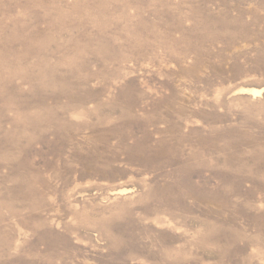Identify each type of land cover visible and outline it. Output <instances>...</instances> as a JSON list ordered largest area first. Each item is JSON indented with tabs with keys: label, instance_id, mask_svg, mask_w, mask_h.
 Returning <instances> with one entry per match:
<instances>
[{
	"label": "rangeland",
	"instance_id": "rangeland-1",
	"mask_svg": "<svg viewBox=\"0 0 264 264\" xmlns=\"http://www.w3.org/2000/svg\"><path fill=\"white\" fill-rule=\"evenodd\" d=\"M262 182L264 0H0V264H264Z\"/></svg>",
	"mask_w": 264,
	"mask_h": 264
},
{
	"label": "bare ground",
	"instance_id": "bare-ground-1",
	"mask_svg": "<svg viewBox=\"0 0 264 264\" xmlns=\"http://www.w3.org/2000/svg\"><path fill=\"white\" fill-rule=\"evenodd\" d=\"M226 12H227V11H226ZM226 12H225V13H226ZM241 12H242V13H240V14L242 15L241 17H242V19H243V15H244V14H243V11H241ZM244 13H245V12H244ZM223 14H224V13H223ZM240 14H239V15H240ZM237 17H239V16H237ZM225 18H226V17H225ZM237 19H238V18H237ZM239 20H240V19H239ZM239 20H238V21H239ZM239 22H241V21H239ZM242 22H243V21H242ZM80 85H81V84H80ZM251 93H253L254 97L256 98V97H260V96L262 95L263 92H262V90H259V91H252ZM56 127H57V126H56ZM93 127H94V126L92 125V129H93ZM96 129H98V128H96ZM105 130H106V129H105ZM75 156H76V155H75ZM255 157H256V156H255ZM79 158H80V157H79ZM256 158H257V157H256ZM256 160H257V159H256ZM256 160L254 159V161H256ZM259 160H260V158H259ZM93 162H94V160H93ZM256 162H257V161H256ZM259 162H260V161H259ZM257 163H258V162H257ZM256 165H257V164H256ZM261 165H262V164H260V166H261ZM254 166H255V165H254ZM258 166H259V165H258ZM262 166H263V165H262ZM96 168H97V167H95V169H96ZM84 169H86V168L84 167ZM87 169H88V168H87ZM81 170H82V169H81ZM89 171H90V169H89ZM94 171H97V170H94ZM94 171H93V172H94ZM240 172H241V171H240ZM86 173H87V172H86ZM260 181H261V180H260ZM257 182H258V181H257ZM258 183H259V182H258ZM262 183H264V182H262ZM256 185H257V184H256ZM262 185H264V184H262ZM262 185H261V186H262ZM261 186H260V187H261ZM260 187H259V188H260ZM196 189H197V188H196ZM262 190H263V188H262ZM126 191H127V190H122L121 193H123V195H124V194H127ZM238 192H239V191H238ZM238 192H237V193H238ZM241 192H242V191H241ZM248 192H249V191H248ZM251 192H253V191L251 190ZM199 193L201 194V192H199ZM249 193H250V192H249ZM190 194H191V193H190ZM227 194H228V193H227ZM195 195H196V194H195ZM197 195H198V191H197ZM197 195H196V196H197ZM232 195H233V194H232ZM247 195H248V194H247ZM249 195H250V194H249ZM191 196H192V195H191ZM193 196H194V195H193ZM202 196H204V195L202 194ZM251 196H252V195H251ZM230 197H231V196H230ZM197 198H199V196H198ZM207 198H208V197H207ZM201 199L203 200L202 197H201ZM205 199H206V198H205ZM212 199H213V198H212ZM212 199H210V200H212ZM228 199H229V198H228ZM199 201H200V200H199ZM203 201H204V200H203ZM203 201H202V203H203ZM226 201H227V200H226ZM200 202H201V201H200ZM206 202H207V201H206ZM206 204H207V203H206ZM206 204H205V205H206ZM213 204H214V203H213ZM227 204H228V203H227ZM236 204H237V202H236ZM238 204H239V203H238ZM218 205H219V204H218ZM207 206H208V205H207ZM216 206H217V205H216ZM227 206H228V205H227ZM229 206H230V205H229ZM238 206H239V205H238ZM221 207H222V206H221ZM223 207H224V206H223ZM245 207L248 208V204H246ZM205 208H206V207H205ZM207 208L209 209V207H207ZM216 208H217V207H216ZM216 208H215V209H216ZM231 208H232V207H231ZM234 208H235V207H234ZM250 208H252V207H250ZM250 208H248V209H250ZM203 209H204V208H203ZM215 209H214V210H215ZM221 209H222V208H221ZM204 210H205V209H204ZM206 210H207V209H206ZM216 210L219 211L218 209H216ZM229 210H230V209H229ZM231 210H232V209H231ZM231 210H230V211H231ZM233 210H234V209H233ZM235 210H236V209H235ZM235 210H234V211H235ZM252 210H253V209H252ZM252 210H251V211H252ZM207 211H209V210H207ZM224 211H225V210H224ZM234 211H233V212H234ZM231 212H232V211H231ZM209 213H211V212H209ZM219 213H220V212H219ZM227 213H228V212H227ZM242 213H244V212H242ZM248 213H250V211H249ZM211 214H212V213H211ZM215 214H216V213H215ZM225 214H226V213H225ZM228 214H230V213H228ZM228 214H226V216H227ZM237 214H238V213H237ZM237 214H236V216H237ZM207 215H209V214H207ZM207 215H205V216H207ZM232 215H235V214L233 213ZM248 215H250V214H248ZM212 216H214V215H212ZM222 216H225L224 213H223ZM240 216H241V215H240ZM242 216H243V214H242ZM218 217H219V216H218ZM233 217H234V216H233ZM237 217H238V216H237ZM224 218H226V217H224ZM231 218H232V216H231ZM216 219H217V218H216ZM219 219H221V218H219ZM222 219H223V218H222ZM222 219H221V220H222ZM226 219H227V218H226ZM226 219H225V220H226ZM233 219H234V218H233ZM235 219H236V218H235ZM225 220H223V222H224ZM227 221H228V219H227ZM233 221H234V220H233ZM218 222H219V221H218ZM225 222H226V221H225ZM235 222H236V221H235ZM221 223H222V222H221ZM226 223H228V222H226ZM231 223H232V222H231ZM232 224H233V223H232ZM176 263H177V262H176ZM181 263H182V262H181ZM178 264H179V263H178Z\"/></svg>",
	"mask_w": 264,
	"mask_h": 264
}]
</instances>
